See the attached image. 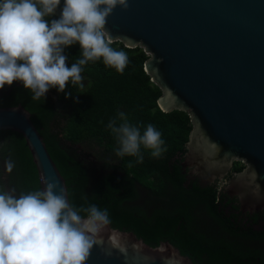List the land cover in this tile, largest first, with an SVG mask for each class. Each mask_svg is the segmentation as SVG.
I'll use <instances>...</instances> for the list:
<instances>
[{
  "label": "trees",
  "instance_id": "trees-1",
  "mask_svg": "<svg viewBox=\"0 0 264 264\" xmlns=\"http://www.w3.org/2000/svg\"><path fill=\"white\" fill-rule=\"evenodd\" d=\"M62 6L63 0L56 11ZM111 47L128 57L123 72L107 67L102 59L89 61L81 73L83 87L69 81L64 93L51 88L40 100L13 82L0 89V108L21 105L30 113L74 208L107 209L112 228L132 232L152 247L169 242L195 264H264V226L239 233L218 213L216 186L200 187L182 174L191 123L185 112L163 113L158 108L161 90L143 69L149 56L140 47L128 49L120 42ZM80 52L78 44L64 50L67 66ZM69 91L73 95L66 99ZM118 111L140 125L141 134L148 124L161 133L165 150L159 157L143 146L140 163L136 157L115 155L118 143L106 126ZM79 144L98 147L91 162L78 158L72 146ZM242 169L239 162L232 168ZM36 191H41L40 180L23 138L0 131V194L19 197Z\"/></svg>",
  "mask_w": 264,
  "mask_h": 264
},
{
  "label": "water",
  "instance_id": "water-1",
  "mask_svg": "<svg viewBox=\"0 0 264 264\" xmlns=\"http://www.w3.org/2000/svg\"><path fill=\"white\" fill-rule=\"evenodd\" d=\"M127 3V10L117 6L107 18V38L142 48L149 56L144 72L162 93L158 108L188 114L191 131L181 168L206 187L241 163L226 191L242 210H264V0ZM30 117L21 105L0 108V131L23 138L41 191L52 180L67 194ZM97 240L86 264H194L169 242L152 247L110 224Z\"/></svg>",
  "mask_w": 264,
  "mask_h": 264
},
{
  "label": "clouds",
  "instance_id": "clouds-1",
  "mask_svg": "<svg viewBox=\"0 0 264 264\" xmlns=\"http://www.w3.org/2000/svg\"><path fill=\"white\" fill-rule=\"evenodd\" d=\"M0 0V89L20 82L40 100L51 88L64 93L69 81L83 87V66L103 63L123 72L128 63L124 51L111 47L105 25L127 0ZM80 46V58L67 66L64 50ZM66 93L65 98L72 96ZM115 137L118 157L143 161L141 146L159 157L165 150L161 133L148 124H132L118 111L106 126ZM9 169L11 164L8 165ZM83 212L86 215H81ZM110 223L107 209L95 205L74 208L66 190L48 180L42 191L16 197L0 194V264H86L102 229ZM115 232L112 243H117ZM123 251V249H121Z\"/></svg>",
  "mask_w": 264,
  "mask_h": 264
},
{
  "label": "flooded vegetation",
  "instance_id": "flooded-vegetation-1",
  "mask_svg": "<svg viewBox=\"0 0 264 264\" xmlns=\"http://www.w3.org/2000/svg\"><path fill=\"white\" fill-rule=\"evenodd\" d=\"M181 163H180V167H181ZM181 169H182V174L185 176L188 182H196L198 186L204 187L203 185L199 184V182L197 181V179L194 178V176L189 174V169L187 168L186 169L181 168ZM234 173L237 172H234L231 169V171L224 179L216 180L213 182V184L209 185V186H213V185L216 186L217 191L219 192L218 198H220V200L218 201L219 204L218 213L221 216L222 221L226 222L227 225L229 226L233 224V227L241 234L252 230H260L264 226V210H260L257 212L244 211L240 208L237 198L230 196L226 191V186L228 182L231 180Z\"/></svg>",
  "mask_w": 264,
  "mask_h": 264
},
{
  "label": "rangeland",
  "instance_id": "rangeland-1",
  "mask_svg": "<svg viewBox=\"0 0 264 264\" xmlns=\"http://www.w3.org/2000/svg\"><path fill=\"white\" fill-rule=\"evenodd\" d=\"M56 14L57 15H60V12L56 11ZM53 99H56V96L53 95L52 96ZM75 153L77 154L78 158L79 159H83V160H86L88 162H91L93 160V158H95V155L98 151V147L96 145H75V146H72Z\"/></svg>",
  "mask_w": 264,
  "mask_h": 264
}]
</instances>
